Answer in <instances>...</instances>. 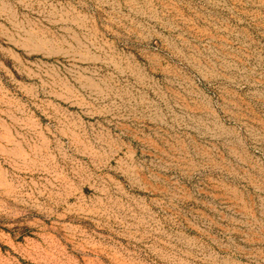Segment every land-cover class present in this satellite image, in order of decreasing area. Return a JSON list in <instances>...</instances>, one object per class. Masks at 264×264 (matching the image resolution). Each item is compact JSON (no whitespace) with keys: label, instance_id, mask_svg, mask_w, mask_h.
I'll return each mask as SVG.
<instances>
[{"label":"rangeland","instance_id":"obj_1","mask_svg":"<svg viewBox=\"0 0 264 264\" xmlns=\"http://www.w3.org/2000/svg\"><path fill=\"white\" fill-rule=\"evenodd\" d=\"M0 264H264V0H0Z\"/></svg>","mask_w":264,"mask_h":264}]
</instances>
